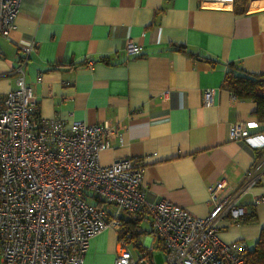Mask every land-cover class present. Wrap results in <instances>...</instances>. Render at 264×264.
<instances>
[{"label": "crops", "instance_id": "0c3cea01", "mask_svg": "<svg viewBox=\"0 0 264 264\" xmlns=\"http://www.w3.org/2000/svg\"><path fill=\"white\" fill-rule=\"evenodd\" d=\"M15 23L8 36L0 34V102L15 87L12 71L22 47L33 41L25 81L39 116L59 117L65 125L73 120L124 125L121 143L113 138L99 162L138 158L147 202L165 199L205 216L210 184L223 178L237 193L244 172L264 161V123L255 116V102L222 87L228 63L264 74V0H237L232 6L215 0H21ZM129 39L143 45L141 54H125ZM207 88L213 92L209 106L202 103ZM237 121L250 123L248 138L230 137ZM261 196L264 168L236 198L255 220H219L222 240L253 247L264 227V199L254 203ZM120 217L139 218V242L144 237L142 247H152L145 250L147 262L163 263L164 247L150 233L149 215ZM117 233L107 228L93 236L83 264H113Z\"/></svg>", "mask_w": 264, "mask_h": 264}, {"label": "built area", "instance_id": "2783aa9c", "mask_svg": "<svg viewBox=\"0 0 264 264\" xmlns=\"http://www.w3.org/2000/svg\"><path fill=\"white\" fill-rule=\"evenodd\" d=\"M215 1L229 6L234 2ZM20 5L21 0H0V34L8 36L15 29ZM33 47V41L22 47L12 71L15 87L0 102V264H83L93 236L121 228V212L149 215L150 233L164 247V264H245L249 246L244 240H222L217 222L229 217L238 223L247 213L246 206L237 203V193L259 180L264 161L244 172L237 193L223 178L210 184L211 209L205 216L165 199L149 203L141 187L143 163L138 158L99 162L100 152L112 146L113 138L121 143L124 125L109 120H73L65 125L59 117L39 116L32 87L25 81ZM124 50L127 56H137L143 45L129 39ZM212 95L209 88L203 92V105L212 103ZM249 124L233 123L230 137L248 138ZM262 199L257 197L254 203ZM126 239L118 238L113 264L148 261L143 257L135 262ZM143 247L152 248L150 243Z\"/></svg>", "mask_w": 264, "mask_h": 264}, {"label": "trees", "instance_id": "16d2710c", "mask_svg": "<svg viewBox=\"0 0 264 264\" xmlns=\"http://www.w3.org/2000/svg\"><path fill=\"white\" fill-rule=\"evenodd\" d=\"M235 2L237 0H234ZM242 3L248 0H240ZM207 61L214 63L211 58H206ZM222 87L228 90L232 95L240 99H251L256 104L255 116L260 123H264V74H252L245 71L241 66L235 63H228L224 77L222 80ZM99 203V202H98ZM256 218L253 211L245 214L238 220L240 222H252ZM137 219L124 221L122 219V226L117 231L118 238L126 237L131 251H136L138 259L148 257V253L139 242L140 235L143 230L140 229ZM245 264H264V227L261 228L259 236L253 245L248 248L246 254Z\"/></svg>", "mask_w": 264, "mask_h": 264}, {"label": "rangeland", "instance_id": "374dc122", "mask_svg": "<svg viewBox=\"0 0 264 264\" xmlns=\"http://www.w3.org/2000/svg\"><path fill=\"white\" fill-rule=\"evenodd\" d=\"M143 240H144V237H143ZM141 241V244H142V242H143V244H144V241ZM159 250H154V254L156 255V257H158L159 256ZM135 255H136V251H135ZM1 260H2V256H1V254H0V263H1ZM157 260H159V258L157 259ZM164 262H165V260H164ZM164 262L163 263H161V264H164Z\"/></svg>", "mask_w": 264, "mask_h": 264}, {"label": "water", "instance_id": "95a60500", "mask_svg": "<svg viewBox=\"0 0 264 264\" xmlns=\"http://www.w3.org/2000/svg\"><path fill=\"white\" fill-rule=\"evenodd\" d=\"M139 264H149L146 260H141Z\"/></svg>", "mask_w": 264, "mask_h": 264}, {"label": "bare ground", "instance_id": "6f19581e", "mask_svg": "<svg viewBox=\"0 0 264 264\" xmlns=\"http://www.w3.org/2000/svg\"><path fill=\"white\" fill-rule=\"evenodd\" d=\"M233 139V138H232Z\"/></svg>", "mask_w": 264, "mask_h": 264}]
</instances>
